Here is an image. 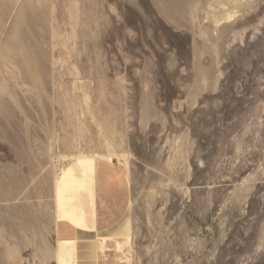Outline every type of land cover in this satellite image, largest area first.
I'll return each instance as SVG.
<instances>
[{"label": "rangeland", "instance_id": "1", "mask_svg": "<svg viewBox=\"0 0 264 264\" xmlns=\"http://www.w3.org/2000/svg\"><path fill=\"white\" fill-rule=\"evenodd\" d=\"M97 155L115 259L264 264V0H0V264H56L55 160Z\"/></svg>", "mask_w": 264, "mask_h": 264}, {"label": "crops", "instance_id": "2", "mask_svg": "<svg viewBox=\"0 0 264 264\" xmlns=\"http://www.w3.org/2000/svg\"><path fill=\"white\" fill-rule=\"evenodd\" d=\"M87 201H75L74 220L56 223V241L76 242V264H117L108 240L124 235L130 205L129 181L117 164L96 161Z\"/></svg>", "mask_w": 264, "mask_h": 264}, {"label": "bare ground", "instance_id": "3", "mask_svg": "<svg viewBox=\"0 0 264 264\" xmlns=\"http://www.w3.org/2000/svg\"><path fill=\"white\" fill-rule=\"evenodd\" d=\"M97 160H105L112 163L114 160H117L118 163H122L124 158L100 155L94 157H75L68 167H63V158H57L55 160L56 162L54 161L56 163V170L54 173L57 213L56 223L75 219L78 210L75 201L78 200L79 203L83 204L88 202L87 199L92 192L93 174ZM58 166H60V168ZM108 241H110L111 245L113 244L115 252L121 255L131 246L132 239L128 235H122L119 238H111ZM54 258L56 264H76V242L57 241L54 250ZM116 260L117 264L131 263L130 258L124 260L121 257H117Z\"/></svg>", "mask_w": 264, "mask_h": 264}]
</instances>
